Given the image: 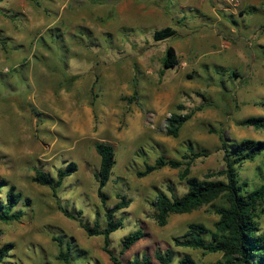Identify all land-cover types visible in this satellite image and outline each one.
Wrapping results in <instances>:
<instances>
[{"label": "rangeland", "instance_id": "rangeland-1", "mask_svg": "<svg viewBox=\"0 0 264 264\" xmlns=\"http://www.w3.org/2000/svg\"><path fill=\"white\" fill-rule=\"evenodd\" d=\"M169 25L176 35L155 40ZM170 45L179 64L165 68ZM191 111L179 136L168 134L171 114ZM263 114L264 0H0V176L31 198L20 221H0V247L14 244L1 264H67L61 249L71 264H114L104 237L90 236L58 208L106 224L96 141L116 149L106 205L133 199L117 212L124 225L111 234L123 264L145 253L160 264L155 252L168 247L174 264L186 253L196 264H215L222 253L174 244L192 221L214 227L219 216L210 205L172 214L165 226L155 218L159 191H187L183 168L137 172L160 155L186 163L194 150L207 155L194 160L190 175L205 178L225 166L219 133L264 139L263 129L239 124ZM72 161L78 170L56 190L34 180L37 168L56 176ZM240 177L250 190L260 186L264 154L244 163ZM259 221L264 228V214ZM137 229L145 236L121 254L124 237Z\"/></svg>", "mask_w": 264, "mask_h": 264}, {"label": "trees", "instance_id": "trees-1", "mask_svg": "<svg viewBox=\"0 0 264 264\" xmlns=\"http://www.w3.org/2000/svg\"><path fill=\"white\" fill-rule=\"evenodd\" d=\"M176 33L177 29L169 25L156 30L154 38L158 41L165 40ZM163 64L165 68H173L179 64L177 50L174 46H168ZM180 108L184 109L185 107L180 105ZM202 108L203 106H199L197 109L201 110ZM194 112H173L168 118V134L178 137L181 128L193 116ZM239 124L264 130V114L249 116L241 120ZM219 134L224 150L225 166L218 171L208 172L205 178L190 175L194 160L207 155L203 151L196 152L194 150L185 155L189 159L186 163L178 158L160 155L154 163L147 162L145 168L139 170L137 175L139 177L147 176L166 166L183 168L180 177L186 180L187 191L182 195H177L173 191L169 194L161 190L156 199L152 201L155 218L160 226H165L172 214L190 213L204 205H210L219 216L213 228L199 221L190 222L184 234L174 237L175 246L201 249L205 253H222L223 258L215 264H264V228L261 227L259 221L264 214V181L260 186L250 190L246 188L248 182L242 183L240 177V167L244 163L254 161L264 154V139L247 138L237 141L227 137L224 132ZM94 147L100 156V166L95 172V177L98 182V195L106 206V224L102 226L97 219L95 225L92 226L84 222L82 210L74 213L63 205H59L58 208L68 218L79 221L90 236L102 235L104 251L108 253L114 264H123L120 256L111 248V234L124 225L123 219L117 216V212L128 207L133 199L122 195L121 200L113 207L106 205L109 195L104 189L116 164V149L112 143L106 141H96ZM78 168V163L72 161L66 166L58 168L56 176L37 168L34 180L56 190ZM4 188L7 189L5 194L3 193ZM30 204V197H26L16 185L10 184L6 178L0 176V221H20L25 216L26 208ZM144 236L145 233L141 229L126 235L122 241L120 253L124 254ZM54 238L61 245L63 244L60 237ZM13 247L12 242L5 243L0 247V264L7 260ZM176 256L177 253L173 247L155 252V257L160 264H174ZM58 258L71 264L70 253L66 254L64 249H61ZM127 264H151V257L145 253L129 260ZM178 264H196V261L192 255L186 253L179 258Z\"/></svg>", "mask_w": 264, "mask_h": 264}]
</instances>
